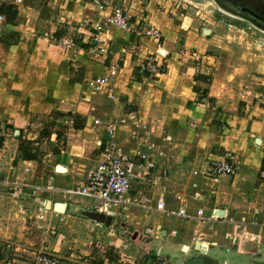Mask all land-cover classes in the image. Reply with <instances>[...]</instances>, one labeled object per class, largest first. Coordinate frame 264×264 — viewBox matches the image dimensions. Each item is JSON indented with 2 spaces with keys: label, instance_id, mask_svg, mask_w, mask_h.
I'll return each instance as SVG.
<instances>
[{
  "label": "crops",
  "instance_id": "obj_1",
  "mask_svg": "<svg viewBox=\"0 0 264 264\" xmlns=\"http://www.w3.org/2000/svg\"><path fill=\"white\" fill-rule=\"evenodd\" d=\"M40 1L0 0V11L3 10L1 12L5 16L10 14L4 35L0 39V116L13 121L12 124H7L0 118V130L16 127L13 131L19 132L21 140L27 137L26 141H31V146L43 141L53 144L64 136L56 131L52 132L53 127L49 122L40 128L41 133L46 132V138L40 137L38 132H34V123L39 127L34 119L38 115L51 117L56 111H72L68 106L70 101L82 95V99L89 100L94 95L90 98L91 104L86 112L74 110L71 119L64 123L71 124L72 128L75 116H79L85 120V130L95 119L115 124L117 141L120 140L118 135L121 132L126 134L125 142L122 143L129 147L127 152L137 148L154 165L150 169L143 167L138 170L140 177L133 183L128 204L117 211V214L129 209L146 212L147 215L142 219L145 218L148 228L144 231L151 230V234L146 235L150 245L148 263L160 259L167 264H177L178 260L205 256L213 264H255V257L261 253L260 246L258 243L254 245L251 240V243H245V238L240 235L242 230L235 223L242 216L250 217L254 211L260 212L261 218H264V180L259 175L264 170V54L253 58L254 62L246 66L250 68L248 74L232 75L236 83L248 87L244 95L239 94L236 100L227 93V86L220 79L216 78L208 84L209 78L204 68L206 71L213 70L214 64L211 57L205 56L207 47L202 44L199 48H203L196 50L197 53H193L192 58V61L199 59L196 65L200 64V76L197 74V67L189 69L188 66L184 70L180 66L170 70L166 62L165 73L154 79L147 78L141 71V66L146 59L155 57L158 52L162 53L161 50L150 46L152 38L137 34L128 35L125 41L115 42V34L111 28L102 34L107 42L108 55L104 61L100 59L91 62L92 59L83 48L90 47L95 32L94 24L102 20L100 13H106L107 9L97 15L88 14L91 26L86 30L92 37L82 38L81 42L84 44L74 53L73 61L76 64L70 63L65 61L57 46H49L42 40H34L32 35L25 36L22 33L37 25L39 15L36 10ZM67 2L69 4L70 0ZM73 9L66 16L68 19H75L76 12ZM60 13L64 14L63 11ZM162 27L161 30L167 37L163 35V46L167 44L169 49L172 48L164 50L166 55L170 53L171 56L180 57L174 45L180 35L184 37L180 46L184 51L195 43L190 36L191 32L185 33L187 28L181 24L173 25L162 21ZM55 34L58 37V32L54 33V37ZM154 40L159 47V41ZM261 44L264 46V43ZM80 53L91 60L82 62L79 59ZM112 64L117 65L118 74L109 79L104 92L91 94L83 89V85L92 78L105 76L106 68ZM197 84L202 87L197 86L193 90ZM65 116L51 118L57 121ZM58 121L54 128H57ZM142 128H147L144 137L132 138L136 134L133 133L135 130L142 135ZM149 130L154 131L152 135ZM164 130H170L172 137L168 135L162 139L160 131ZM99 136L96 149H99L105 137L102 127ZM171 140L173 147L161 150L160 144ZM0 142L2 145L1 139ZM118 144L124 146L119 142ZM15 151L19 154L17 147ZM227 154L239 158L242 165L235 176L223 178L214 186L202 176L204 163L210 157ZM66 187L69 189L72 186ZM56 188L60 189L58 186ZM195 193L203 194V200L196 199ZM160 195L169 211L185 208L188 214L195 215L198 209H202L204 218H210L213 213L220 217L203 221L159 214L154 208ZM42 202L47 207V202L50 201ZM106 219L99 217V225H95L93 217L89 215L84 221L89 225L93 222V227H101L100 223ZM202 245L206 248L203 249ZM119 252L114 259L105 254L102 264H139L135 262V258L134 261L126 259L122 249ZM220 257L222 258L219 259Z\"/></svg>",
  "mask_w": 264,
  "mask_h": 264
},
{
  "label": "rangeland",
  "instance_id": "obj_2",
  "mask_svg": "<svg viewBox=\"0 0 264 264\" xmlns=\"http://www.w3.org/2000/svg\"><path fill=\"white\" fill-rule=\"evenodd\" d=\"M61 1L41 0L36 10L39 15L37 25L32 26L31 29L23 30L22 33L25 36L32 35L34 40H42L49 46H57L65 61L75 63L73 61L75 59L74 53L79 51L80 46L84 44L81 42L82 38L92 37L91 33L86 30L88 26H91L88 14L92 16L100 12L91 0H73V3L70 0L69 4L67 0H64L62 4ZM221 1H228L239 8L264 15V0ZM111 2L112 6L124 9L131 21L139 20L142 22L144 19L145 21L142 22L144 26H153L159 30V47L156 41L151 39L153 43L150 46L154 47L155 50L169 51L172 49L171 47L169 49L167 44L165 47L163 46L162 21L173 25L181 24L187 28L185 33L191 32L190 36L195 43H192L190 47L187 45L189 48L187 47L188 49L185 51L180 47L183 44V35H180L174 43L177 52L180 53L179 58L171 56L170 53L167 55L162 53L166 55L165 60L169 64L168 69H178L181 66V69L187 70L188 66L189 69L190 67H197L199 68L197 74L200 76V64L199 66L196 65L199 59L192 61V58L193 53H197L196 50L199 51L203 48H199L202 44L207 47L205 56L211 57L214 64L213 70L206 71L204 68L207 78H209L208 84L210 85V81L216 78L220 79L219 81L227 86V93L233 95L235 100L239 94L242 96L241 94L244 95V91L248 90V87H245L247 85L236 83L237 81L232 75L248 74L250 68L246 66L254 62L253 58H259L261 53L264 54V46L261 44L264 43V31L246 18L240 16L236 18L237 16L234 17L224 12L216 0H111ZM68 5L70 6L67 7ZM59 6L63 7L60 8ZM73 8L76 12L75 19H68L66 16L71 14ZM60 11H63L64 14L62 15ZM109 11L110 9L106 13H100V15L106 16ZM108 28H111L115 34L113 37L115 42L125 41L128 35L137 34L135 32L125 33L114 27H106V30ZM57 32L58 37H54V33ZM140 36L150 39L146 35ZM63 37L73 41L74 46L70 51L63 48L61 44ZM107 37L109 38V35ZM83 50L89 54V48H83ZM89 57L92 59H90L91 62L100 60L92 58L90 54ZM79 59L85 63L89 60L83 53L79 54ZM166 70L167 68L164 73ZM228 76L231 77L228 78ZM197 86L202 87L197 84L194 85L193 90ZM83 89H86V84L83 85ZM82 98H84L83 95L69 102L68 106L72 108V111L77 110L76 112L84 113L90 107V98L89 100ZM72 111H56V113L62 112L66 115L64 118L57 119V121L59 120L57 128H54L57 121H53L52 116L45 118L38 115L34 119L39 125L37 127L34 123V132H38L40 137L46 138V132L41 133L40 128L49 122L53 127L52 132L56 131L64 136H61L59 141L53 144L43 143V141L32 145V148L36 149L35 160H23L18 158V154L15 153L16 147L18 148L21 142L28 140L27 137L21 140L19 136H13L12 133L16 127L0 130L2 146L5 145L8 154L6 164L2 167L0 174V240H5V242L0 241V250L3 249V252L0 253V264L6 262L10 264L29 263L37 251L57 256L58 260L64 264H102L105 254L114 259L118 257L121 249L125 252L124 257L126 259L134 261L135 258V262H139V264H150L148 263L150 245H148L147 234L144 231L148 225L145 218L142 219L147 215L146 212L141 213L140 210L129 209L127 212L117 214V217L111 221L104 220L103 223H100L101 227H93V222L89 225L84 221L90 215V210L85 206H92L93 202L79 196L70 197L65 191L66 186L75 187L78 182L85 178V173L82 172L93 167L100 154L99 150L96 149V142L100 138L101 125L94 126L93 123L86 130L77 132L70 127L71 124L66 125L64 123L65 120L71 119ZM0 118L7 124L13 122L11 119L6 120L2 115ZM101 121L107 123L103 119ZM149 129L151 130V128ZM181 129L184 130V128ZM200 129L203 131L202 128ZM146 130L147 128L141 129L142 135L135 130L133 133L136 134H133L132 138L144 137ZM150 130L152 135L154 131ZM164 131H160L162 139L172 135L170 130ZM125 135L121 132L118 135L120 140L117 142L124 145ZM172 142L171 140V142L164 141L161 143V150H169L173 147V144H170ZM121 147L125 151L129 148L125 145ZM56 149L59 154H52ZM57 165L62 169L58 168L56 172ZM68 172L71 173L68 174ZM15 182L21 185V189H24L20 198H14L7 194L8 186ZM51 182L60 189L52 192H37L35 195L28 191L31 186H46ZM211 184L213 183L211 182ZM36 197L44 201L48 200L52 205L43 207L42 202L35 200ZM56 203L66 204V211L64 213L56 212L53 208ZM126 214L127 216H125ZM100 219L103 220V218ZM240 235L245 238V243H249L250 240L254 245L258 243L251 234L247 235L242 231ZM8 243H14V245L8 247ZM260 249L261 253L255 257L257 261L264 259L262 242ZM169 261L174 263L173 260Z\"/></svg>",
  "mask_w": 264,
  "mask_h": 264
},
{
  "label": "built area",
  "instance_id": "obj_3",
  "mask_svg": "<svg viewBox=\"0 0 264 264\" xmlns=\"http://www.w3.org/2000/svg\"><path fill=\"white\" fill-rule=\"evenodd\" d=\"M99 12L110 9V12L102 17V20L94 24V34L91 45L89 47V54L92 58L105 60L108 55V46L106 40L102 37L106 27H114L125 33L135 32L138 35H146L150 38L158 40L159 30L153 26H144L139 20L131 21L128 14L124 9L118 6H112L111 0H91ZM20 2V0H15ZM6 24V16L0 11V39L4 35V28ZM61 44L65 50L70 51L74 43L71 39L62 38ZM162 52V51H161ZM166 55L158 52L153 58L146 59L142 66L141 71L147 78L158 77L164 73L166 69ZM106 75L101 77H94L86 83V90L91 94L104 92L108 86L110 78H114L118 74L117 65L112 64L106 68ZM109 95V93H108ZM94 125H101L105 137L103 143L99 147V157L96 164L90 169L84 171L85 178L77 183V186L66 189L69 196H79L87 198L93 202L90 208V215L93 217L95 225H99V217H104L109 220L117 215V211L123 209L128 204L129 197L132 191L133 183L139 178L140 170L143 167L148 169L153 168L152 162H148L146 156L141 153L139 149H134L130 152L123 150L119 146L115 133L117 126L112 123H102L100 120H93ZM13 136L18 137L19 132L13 131ZM8 158L6 147L0 145V174L2 167L6 164ZM26 163V161H24ZM242 165L239 158L232 155L210 157L204 163L202 172L203 178L212 182L216 186L223 178L235 176L238 173L239 167ZM60 168L57 165V169ZM260 178L264 180V170H261ZM21 185L13 183L8 186V193L14 198L22 197ZM28 191L35 195L37 192H52L58 191V188L51 182L46 186H31ZM194 197L198 200H203L204 196L200 193H195ZM35 200L42 202L41 198L36 197ZM44 207V202H42ZM159 214L163 215H176L185 220H203L208 221L220 217L214 214L210 218H204L203 210L198 209L195 215L188 214L185 208H179L177 211L172 212L165 208L163 196L160 195L154 208ZM242 231L251 234L257 239L260 246L263 244L264 250V218H261L260 212L254 211L250 217H240L239 221L235 223ZM246 230V231H245ZM151 230H146V234H151ZM2 241V240H0ZM3 242H5L3 240ZM13 244L8 243V247ZM203 249L206 248L202 245ZM26 264H64L58 260L57 256L51 255L46 252L37 251L33 260ZM151 264H167L165 260L154 259Z\"/></svg>",
  "mask_w": 264,
  "mask_h": 264
},
{
  "label": "water",
  "instance_id": "obj_4",
  "mask_svg": "<svg viewBox=\"0 0 264 264\" xmlns=\"http://www.w3.org/2000/svg\"><path fill=\"white\" fill-rule=\"evenodd\" d=\"M224 7H226L228 10L232 11L233 13L240 15L255 24L259 25L260 27L264 28V15L263 14H258L256 12H253L251 10H243L242 8H239L237 6L232 5L228 1H223L222 3ZM164 53V51H162ZM47 206L50 207V202H47ZM54 210L58 213L60 212H65L66 211V205L62 203H56L53 206ZM184 250L186 247L183 248ZM177 264H213L212 261L205 257V256H198L190 259H184V260H178ZM255 264H264V260H258L256 261Z\"/></svg>",
  "mask_w": 264,
  "mask_h": 264
},
{
  "label": "trees",
  "instance_id": "obj_5",
  "mask_svg": "<svg viewBox=\"0 0 264 264\" xmlns=\"http://www.w3.org/2000/svg\"><path fill=\"white\" fill-rule=\"evenodd\" d=\"M3 12V10H1ZM9 15L10 14H6V21L9 22L10 18H9ZM56 35V34H55ZM57 37V35H56ZM84 47V46H83ZM53 116V119H56L58 117H63L65 114H62V113H52L51 114ZM84 123H85V120L79 118V116H75V119L73 121V124H72V128L74 130H81L84 128ZM32 142L31 141H23L19 144V147H18V158H21L23 160H35L34 156L36 154L35 152V149L32 148L31 146ZM0 145H1V142H0ZM54 154H57L59 153L57 150H55L53 152ZM262 168H264V162L262 164Z\"/></svg>",
  "mask_w": 264,
  "mask_h": 264
},
{
  "label": "bare ground",
  "instance_id": "obj_6",
  "mask_svg": "<svg viewBox=\"0 0 264 264\" xmlns=\"http://www.w3.org/2000/svg\"><path fill=\"white\" fill-rule=\"evenodd\" d=\"M219 5V4H218ZM220 6V8H221V10H223L224 12H226V13H228V14H230L231 16H234V17H236V18H238V16H240V15H236V14H234V13H232V12H230V10H227L226 8H224V6H222V5H219ZM240 17H242V16H240ZM244 18V17H243ZM248 20V19H247ZM250 21V20H249ZM252 24H254L257 28H259L260 30H262V31H264V28H262V27H260L259 25H257V24H255L254 22H252V21H250ZM61 168V167H60ZM59 168V169H60ZM62 169V168H61ZM62 204H64V203H62ZM65 205V204H64ZM60 213H63V212H60Z\"/></svg>",
  "mask_w": 264,
  "mask_h": 264
},
{
  "label": "flooded vegetation",
  "instance_id": "obj_7",
  "mask_svg": "<svg viewBox=\"0 0 264 264\" xmlns=\"http://www.w3.org/2000/svg\"><path fill=\"white\" fill-rule=\"evenodd\" d=\"M220 5H222V6H224L222 3H223V1H221V0H216ZM233 5V4H232ZM224 8H226V7H224ZM227 9V8H226ZM243 10H245V8H242ZM228 10V9H227ZM247 10V9H246ZM230 12H232V11H230ZM233 13V12H232ZM235 14V13H234ZM237 15V14H236Z\"/></svg>",
  "mask_w": 264,
  "mask_h": 264
}]
</instances>
